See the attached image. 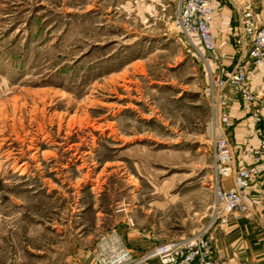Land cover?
Returning a JSON list of instances; mask_svg holds the SVG:
<instances>
[{
  "label": "rangeland",
  "instance_id": "374dc122",
  "mask_svg": "<svg viewBox=\"0 0 264 264\" xmlns=\"http://www.w3.org/2000/svg\"><path fill=\"white\" fill-rule=\"evenodd\" d=\"M176 7L0 0V264H97L128 230L212 223L211 88L231 66L187 42Z\"/></svg>",
  "mask_w": 264,
  "mask_h": 264
},
{
  "label": "built area",
  "instance_id": "2783aa9c",
  "mask_svg": "<svg viewBox=\"0 0 264 264\" xmlns=\"http://www.w3.org/2000/svg\"><path fill=\"white\" fill-rule=\"evenodd\" d=\"M220 8L219 0H177L173 25L191 46L211 54L215 51V41L210 23ZM238 24L240 33L236 42L244 48L245 59L229 68L218 61L220 72L211 88V105L216 107L217 118L213 145L212 223L226 221L233 212L249 215L259 208L258 218L264 232V198H252L248 194L250 181L264 177V96L259 97L250 89L247 68L249 63L255 67L264 66V24L258 22L251 3L240 13ZM226 89L234 90L251 106L250 116L259 124L258 144L246 150L250 158L248 165L233 166V151L225 133L231 124L224 110L228 98ZM225 177L231 180L229 188L222 186ZM101 243L96 253L97 264H132L129 252L121 243V249ZM143 257L156 258L160 264H222L206 229L190 237L158 243Z\"/></svg>",
  "mask_w": 264,
  "mask_h": 264
},
{
  "label": "crops",
  "instance_id": "0c3cea01",
  "mask_svg": "<svg viewBox=\"0 0 264 264\" xmlns=\"http://www.w3.org/2000/svg\"><path fill=\"white\" fill-rule=\"evenodd\" d=\"M220 10L214 15L210 27L215 41V55L225 66L243 61L244 48L236 42L239 36L238 19L249 3L256 7L257 19L264 22L263 3L258 0H219ZM261 15V16H260ZM259 17V18H258ZM250 89L259 97L264 96V66L248 65ZM227 104L230 127L225 131L233 151V166L250 163L246 153L259 141V124L250 116L251 106L242 101L234 90H227ZM222 186L229 188V177L222 178ZM248 194L252 198H264V177L250 181ZM259 208L245 215L233 212L224 222L211 223L206 228L216 254L222 264H264V232L261 228ZM125 248L132 258V264H160L156 258L144 259V254L154 245L164 241L137 234L134 230L125 233ZM86 264H95L88 261Z\"/></svg>",
  "mask_w": 264,
  "mask_h": 264
},
{
  "label": "bare ground",
  "instance_id": "6f19581e",
  "mask_svg": "<svg viewBox=\"0 0 264 264\" xmlns=\"http://www.w3.org/2000/svg\"><path fill=\"white\" fill-rule=\"evenodd\" d=\"M43 158H46V155H43V157H42V159ZM116 242H118V241H116ZM116 247H118V249H121L122 247H120L119 245L118 246H116ZM121 254H122V252H121ZM123 255V254H122ZM124 258L126 259L127 257L126 256H124Z\"/></svg>",
  "mask_w": 264,
  "mask_h": 264
}]
</instances>
